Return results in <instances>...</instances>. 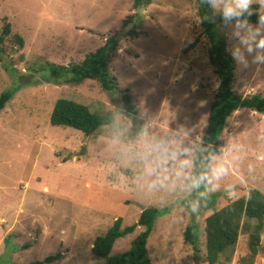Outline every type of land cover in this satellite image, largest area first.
I'll return each instance as SVG.
<instances>
[{
    "label": "rangeland",
    "instance_id": "obj_1",
    "mask_svg": "<svg viewBox=\"0 0 264 264\" xmlns=\"http://www.w3.org/2000/svg\"><path fill=\"white\" fill-rule=\"evenodd\" d=\"M133 14L135 23L124 27ZM5 23L12 32L0 58V94L17 91L0 113V264H30L58 252L63 258L51 264H105L92 253L94 240L119 217L124 227L136 224L148 207L167 210L147 242L153 264H208L205 219L253 189L264 193V159L258 158L264 152V114L238 109L229 118L219 146L211 150L227 153L234 146L238 151L239 159L228 157L229 174L221 182L235 183L236 192L231 198L222 188L212 193L196 216L184 201L162 204L157 197H146L130 172L118 175L108 126L87 136L50 121L60 98L111 112L123 104L128 90L137 111L155 115L160 130L168 122L170 127L202 123L203 134L219 80L196 0H153L140 10L133 0H0V33ZM224 31L229 37L231 28ZM119 34L109 62L117 90L105 91L95 80L53 81L45 69L47 63H79ZM234 43L228 38L230 52ZM234 91L244 97L264 95V65H237ZM193 218L200 230L199 263L183 237ZM248 222L251 229L255 221ZM250 229L241 231L231 260L224 255L218 264H240L250 255ZM143 230L137 226L118 239L111 254L128 250ZM254 264H264V231Z\"/></svg>",
    "mask_w": 264,
    "mask_h": 264
},
{
    "label": "trees",
    "instance_id": "obj_2",
    "mask_svg": "<svg viewBox=\"0 0 264 264\" xmlns=\"http://www.w3.org/2000/svg\"><path fill=\"white\" fill-rule=\"evenodd\" d=\"M152 2L153 0H133V7L135 10H140ZM256 7L258 6L253 5V8ZM196 9L200 26L209 44V61L219 80L217 92L210 106L208 123L203 132L206 143L212 148H217L227 122L235 111L250 109L264 114V95L256 93L244 97L234 91L237 64L228 49V36L224 31L225 26L219 16L214 19H203L206 6L202 5V0H196ZM135 15L130 16L124 27L135 23ZM249 19L255 23L256 14L254 13ZM11 32V24L5 23L3 31L0 33V58L4 51V42ZM120 35L122 34L109 37L104 45L87 54L79 63L71 65L47 63L45 69L50 70L51 76L54 78L53 81L80 84L86 80H95L105 91L117 90L118 79L111 74L109 62L111 53L118 48ZM16 38L22 43L21 36H16ZM17 85L20 84L17 83ZM16 91L17 87L9 88L0 94V113L6 108ZM122 101L129 114L135 115L138 112L128 90L122 94ZM110 113V111H92L82 103L60 98L54 105L50 121L53 126L72 127L89 136L108 126L107 118ZM166 211V209L148 207L142 211L136 224L126 227L123 226V218H117L104 235L98 236L94 240L92 253L105 260V264H153L147 249V242L154 231L157 220L164 216ZM250 220L255 221V225L251 229L248 222ZM205 224L208 264H218L221 256L224 255L230 261L231 255L229 254H233L243 229H250V255L241 258L240 264H254L255 258L261 250L264 231V193L258 189L251 190L248 196L241 197L221 210L210 214L205 219ZM137 226H143L144 230L133 239L130 248L112 255L115 242L133 233ZM199 236V226L196 219L193 218L185 229L183 237L184 242L192 246L197 263L202 260ZM62 258L63 254L58 252L30 264H51Z\"/></svg>",
    "mask_w": 264,
    "mask_h": 264
},
{
    "label": "clouds",
    "instance_id": "obj_3",
    "mask_svg": "<svg viewBox=\"0 0 264 264\" xmlns=\"http://www.w3.org/2000/svg\"><path fill=\"white\" fill-rule=\"evenodd\" d=\"M202 5L206 6L203 19L219 16L231 28L228 38L235 43L230 54L238 66L264 65V0H202ZM254 13L255 23L249 19ZM107 123L112 167L121 178L130 172L133 184L146 197H157L162 204L184 201L196 216L212 193L222 188L227 198L235 194V183L221 182L229 174L228 157L239 159V153L234 146L227 153L223 148L214 153L200 131L202 123L170 127L168 122L167 129L160 130L155 115L141 108L130 119L123 104L112 108ZM258 158L264 159V152ZM253 171L250 163L248 172Z\"/></svg>",
    "mask_w": 264,
    "mask_h": 264
}]
</instances>
